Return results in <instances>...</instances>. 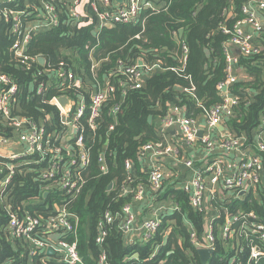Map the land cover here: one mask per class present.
Instances as JSON below:
<instances>
[{
    "label": "trees",
    "instance_id": "16d2710c",
    "mask_svg": "<svg viewBox=\"0 0 264 264\" xmlns=\"http://www.w3.org/2000/svg\"><path fill=\"white\" fill-rule=\"evenodd\" d=\"M43 1L49 0H12L6 7L31 14L22 17V22H25L35 19L34 12L40 10ZM249 1L161 0L163 6L159 11L143 13L138 24L103 28L97 38L93 26L76 28L65 23L66 7L57 4L61 9V23L52 30L38 32L31 37L26 48L28 56L43 58L45 67L56 66L61 60L76 64L85 72L86 80L89 62L85 46L97 45L94 52L96 60L107 58L102 62L99 74L114 68L118 60L126 63L141 60L158 66L150 72L140 89L126 94L115 91L109 95L107 107L119 104V111L109 117V108L104 109L95 135L87 129L84 121L81 122L89 148V163L84 172L85 183L68 208L79 217L78 251L83 264H95L98 257V249L93 243L98 223H102L106 232L103 249L109 264H203L188 230L191 226L196 238H201V213L190 206L188 196L177 186L175 178L165 180L158 193L152 192L148 171L140 170L138 157L145 144L165 145L158 136L155 123L170 109L181 110L185 117L197 119L202 108L209 109L222 101L217 86L226 79L223 46L229 40L223 28L231 30L241 20V8ZM11 36L9 24L0 21V73L8 76L18 88L13 114L39 123L48 115L51 124H57L58 112L43 103L56 97L57 92L48 90L45 98L30 92L33 77L41 80L37 73L45 69L44 66L36 62L32 63L31 70L17 66L9 52ZM256 42L259 45L257 53L237 58L235 67L241 76L236 74L237 80L227 89L236 105L224 122L228 133L245 138L250 145L264 120V26L256 36ZM149 117L152 118L151 124L148 123ZM10 134L0 118V135L6 137ZM101 151L106 166L104 173L99 170L98 163ZM126 161L132 164L130 171L125 169ZM35 168L15 169L6 196L19 216L27 211L45 220L56 201V193H50L46 198L41 195L43 187ZM138 185L144 186V200L170 201L177 207L176 211L161 216L154 238L144 245L130 244L119 231L121 209L132 202V191ZM123 189L129 192L123 195ZM236 209L254 211L264 221V206L258 205L251 196L244 202L235 201L230 210ZM106 212L112 216L110 223L103 219ZM7 221L8 216L0 206V264H41L38 258L28 261L22 245L6 241L4 230ZM229 246L227 242L216 240L214 251L205 264H229L234 255L226 249ZM135 254L137 258H133ZM246 256V251L237 257L234 255L238 264H246ZM259 264H264V260Z\"/></svg>",
    "mask_w": 264,
    "mask_h": 264
},
{
    "label": "built area",
    "instance_id": "2783aa9c",
    "mask_svg": "<svg viewBox=\"0 0 264 264\" xmlns=\"http://www.w3.org/2000/svg\"><path fill=\"white\" fill-rule=\"evenodd\" d=\"M157 1L123 0L118 5L114 0H87L82 12L77 11L82 0L43 1L38 16L40 19L31 26L22 28L18 20L22 13L13 14L10 52L16 65L23 66L26 70H31L34 62L39 64L40 57L28 56L26 48L35 33L52 30L60 24L61 10L57 8V4L66 7V23L76 28L93 26L97 38L98 32L103 28L136 25L141 21L143 13L158 12L161 7L155 6ZM263 12L264 0H251L242 6L241 20L231 30L223 28V32L229 35V40L223 46L226 79L217 86L222 101L209 109L202 108L199 117L204 120L202 129L198 126V118L185 117L181 110L175 108L160 119L157 131L164 142L166 132L177 131L185 146L200 149L201 158L196 161L191 156H184V153L180 155L176 146L166 142L165 145L145 144L138 157L140 164L147 158L152 161L168 156L173 159L175 166L179 165L190 172L191 177L183 178L177 186L188 196L190 206L202 215V235L199 240L188 225L191 242L197 249L212 251L216 240L227 242L230 246L226 249L236 257L247 252L246 264H258L264 260V221L254 211H232L230 207L235 201L244 202L250 196L258 205L264 206V120L252 145L245 138L219 131L217 126L228 120L236 105L227 89L237 80L233 72L237 58L259 51L256 36L264 26ZM1 17L7 20L8 14L1 11ZM96 46L84 47L88 53V80L84 79L85 72L80 66L63 60L56 66L47 67L45 62L41 65L45 69L37 73L41 80L33 77V85L30 87L33 95L45 98L48 90L57 92L56 97L43 101L58 112L57 124H51L48 115L39 123L13 114L18 88L8 76L0 73V118L11 132L10 136L0 135V206L8 216L4 235L7 242L23 246L28 261L38 258L41 264H83L78 251L79 217L68 208L85 183L84 172L89 163V148L81 122L84 121L87 129L95 135L103 110L109 108V95L115 91L126 94L130 90L140 89L150 72L158 67L141 60L135 63L118 60L114 68L99 74L101 64L107 58L95 59ZM232 47L237 50L238 55L232 53ZM182 49L185 53L184 46ZM223 88L225 92L222 91ZM60 97H66L69 101L64 109L57 102ZM118 111L119 104H115L108 109L107 114L112 117ZM198 132H202L200 138L197 136ZM214 151L224 157L211 160ZM98 163L99 170L104 173L106 166L102 151ZM22 167H36L34 172L42 184L41 195L44 198L50 193H56V201L45 220L27 211L19 216L8 203L7 186L11 183L15 169ZM125 169H132L129 161L125 162ZM140 170L148 171L149 188L158 193L168 177L163 166L146 164ZM144 191V186L138 185L132 191V200L144 201ZM128 192L126 189L122 190L123 195ZM176 210L177 207L170 202L168 206L155 210L148 219L139 220L133 213L131 204H125L121 209L119 231L130 244H147L158 231L161 216ZM103 219L110 223L112 216L106 212ZM85 234L89 236L88 233ZM105 237L103 225L98 223L93 239L98 249L95 264H109L103 249ZM48 249L52 250V256L46 253ZM156 251L157 248L153 255ZM135 255L133 258H137ZM234 255L232 254L229 264H238Z\"/></svg>",
    "mask_w": 264,
    "mask_h": 264
},
{
    "label": "crops",
    "instance_id": "0c3cea01",
    "mask_svg": "<svg viewBox=\"0 0 264 264\" xmlns=\"http://www.w3.org/2000/svg\"><path fill=\"white\" fill-rule=\"evenodd\" d=\"M2 1L0 0V7L3 6ZM39 11L35 10V12H34L35 13V19L38 18ZM86 18H87V16H86ZM231 49H232V53L236 55L237 50L233 47ZM233 72L235 73V76H236V74L240 75V72L237 69H234ZM197 123H198L200 130H201L203 127V124H204V120L202 118H198ZM155 124H156V129L158 130L160 127V119ZM221 125L224 127L223 132H226L227 130H226L224 124H221ZM164 140L167 144L172 145V146H176L177 149L179 150L180 155L181 154L183 155V153H184V156H191L196 161L199 160L202 156L200 149L196 148V146L190 147V148L188 146H185L182 143V141L180 140L179 134L177 131L171 130L169 132H166ZM220 157H224V156L221 153H219L218 151H214L210 158H211V160H215V159L220 158ZM146 164H149V165L160 164V165H162L165 174H167V176H168L167 179L175 178L179 182L183 178L187 179V178L191 177L190 172L186 171L183 167H181L179 165L175 166L173 159L171 157H168V156L157 159V160H152V161H149V159L147 158L144 161V163H140L139 166L141 168L142 166H144ZM172 176H178V178L172 177ZM169 203H170V201H168V202L162 201L161 203H157V202H154L153 199L152 200L151 199H145L142 202H136V201L132 200V202L130 204L132 206L133 213L139 217V220H142V219L145 220V219H148L155 210H157L160 207L168 206Z\"/></svg>",
    "mask_w": 264,
    "mask_h": 264
},
{
    "label": "water",
    "instance_id": "95a60500",
    "mask_svg": "<svg viewBox=\"0 0 264 264\" xmlns=\"http://www.w3.org/2000/svg\"><path fill=\"white\" fill-rule=\"evenodd\" d=\"M114 1L118 5H121V3L123 2V0H114ZM179 34H180V37H181L182 31H180ZM238 54H236V55H238ZM38 62H39L40 65H44L45 60L43 58H39ZM178 90H181V89L179 88ZM222 91L225 92V88H223ZM57 102L59 103L60 107L63 108V109L66 108L68 106V104H69V101H68V99L66 97L58 98ZM151 122H152V118L149 117L148 118V123L151 124ZM217 129L222 132L224 130V127L222 125H218ZM197 136L200 138L202 136V132H198ZM110 188H111V186H109V189ZM197 252H198V255H199L200 259H201V262L203 264H205L207 262V260L209 259L210 255L212 254L213 251L210 250V249H198ZM46 253L49 256L53 255V252H52L51 249H48L46 251ZM135 257H137V255H135Z\"/></svg>",
    "mask_w": 264,
    "mask_h": 264
},
{
    "label": "bare ground",
    "instance_id": "6f19581e",
    "mask_svg": "<svg viewBox=\"0 0 264 264\" xmlns=\"http://www.w3.org/2000/svg\"><path fill=\"white\" fill-rule=\"evenodd\" d=\"M12 1V0H11ZM11 1H8V0H3L2 2H3V6H1L0 7V12L2 11H5L7 14H8V19L6 20L4 17H1L0 18V21H3V22H5V23H7V24H9V31H10V33H11V35H12V18H13V14L14 13H22V14H19V16H18V20L20 21V24L22 25V28H24L25 26H31L32 24H34L35 23V21H37V20H39L40 18L38 17L37 19H30L29 21H25V22H22V17H28V16H31V14H27L25 11H12V10H10V9H8L7 7H6V5L7 4H9ZM41 10V9H40ZM61 10V9H60ZM38 16H39V14H38ZM60 18H61V15H60ZM83 18H86V16H84ZM65 23L67 22V18L65 17ZM32 21V22H31ZM60 23H61V20H60ZM54 29V28H53ZM43 32V31H42ZM9 52H10V49H9ZM11 53V52H10Z\"/></svg>",
    "mask_w": 264,
    "mask_h": 264
},
{
    "label": "rangeland",
    "instance_id": "374dc122",
    "mask_svg": "<svg viewBox=\"0 0 264 264\" xmlns=\"http://www.w3.org/2000/svg\"><path fill=\"white\" fill-rule=\"evenodd\" d=\"M86 1H87V0H82L81 5L77 7V11H78V12H82L83 5L85 4ZM155 6H159V7H161V6H163V3L161 2V0H158V1L155 3ZM180 38H181V37H180ZM172 177H173V176H172Z\"/></svg>",
    "mask_w": 264,
    "mask_h": 264
}]
</instances>
